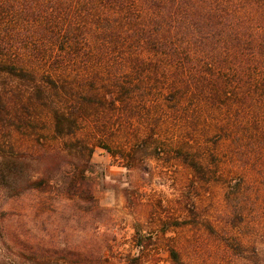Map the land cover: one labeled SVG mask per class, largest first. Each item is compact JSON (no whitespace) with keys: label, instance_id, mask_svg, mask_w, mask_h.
Masks as SVG:
<instances>
[{"label":"rangeland","instance_id":"rangeland-1","mask_svg":"<svg viewBox=\"0 0 264 264\" xmlns=\"http://www.w3.org/2000/svg\"><path fill=\"white\" fill-rule=\"evenodd\" d=\"M146 11L133 22L146 33L41 52L35 83L0 70L11 114L0 145L81 163L92 148L103 209L95 229L70 198L25 191L24 178H1L0 164V264H129L134 255L174 264L171 250L189 264H264V100L250 102L240 84L221 99L202 95L193 79L218 68L137 44L151 32ZM53 108L76 118L65 128L73 134L55 133Z\"/></svg>","mask_w":264,"mask_h":264},{"label":"trees","instance_id":"trees-1","mask_svg":"<svg viewBox=\"0 0 264 264\" xmlns=\"http://www.w3.org/2000/svg\"><path fill=\"white\" fill-rule=\"evenodd\" d=\"M72 5L81 6L80 11L76 12ZM146 10L151 32L138 38L137 44L171 57L179 55L189 67L193 64L190 57L218 68L216 73L205 71L204 76L193 79L202 95L221 99L230 94L228 89L240 84L247 100H264V0H0V70L35 83L41 52L83 46L93 34L103 35L102 40L108 38L107 42L112 43L115 35L124 30L146 33L147 25H133L139 20L137 14ZM85 12L99 14L95 21L87 20L90 17L83 20ZM117 15H125L128 22H120L122 18ZM34 41L39 49L34 48ZM228 77H232L231 81H227ZM47 79L56 86L49 76ZM7 102L8 98L0 95V121L11 115ZM52 113L56 134L74 133L65 130L77 121L75 118L67 123L70 115L65 108H53ZM93 151L85 146L80 151L84 157L81 163L58 150L34 155L0 145L1 178L19 181L22 177L25 191L70 198L78 204L81 217L90 219L91 226L99 229L97 222L103 209L98 207L95 196ZM23 155H30V163L19 158ZM137 246L144 250L142 241ZM171 257L174 264H189L176 250H171ZM129 264L145 263L141 255H134Z\"/></svg>","mask_w":264,"mask_h":264}]
</instances>
